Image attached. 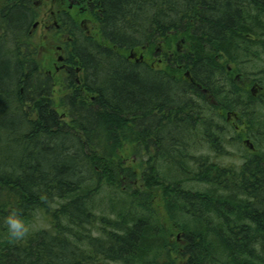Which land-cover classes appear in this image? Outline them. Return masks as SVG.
<instances>
[{"label": "trees", "instance_id": "obj_1", "mask_svg": "<svg viewBox=\"0 0 264 264\" xmlns=\"http://www.w3.org/2000/svg\"><path fill=\"white\" fill-rule=\"evenodd\" d=\"M41 1L0 0V264H264V0H79L96 32L60 21L82 73L58 101L31 37ZM178 40L160 68L142 54Z\"/></svg>", "mask_w": 264, "mask_h": 264}, {"label": "rangeland", "instance_id": "obj_2", "mask_svg": "<svg viewBox=\"0 0 264 264\" xmlns=\"http://www.w3.org/2000/svg\"><path fill=\"white\" fill-rule=\"evenodd\" d=\"M68 3L64 0H43L40 2V6L38 7V16L36 19V26L33 29L32 32V39L34 40L35 44L37 45L36 47H38L39 50V56L41 58V69L43 72H46L47 70H51L52 71V61H53V56L51 53V49H53L56 44V42L59 41H63L64 39H60V37H57L56 40L49 39L45 40L44 35H46V31L44 30V25L46 24V18L50 17V12L53 11H57V10H65L67 8ZM75 12H77L76 9H74L73 11H71V13L74 15ZM89 17V15L87 16V18ZM89 19V18H88ZM44 20V22H43ZM77 20V24H80V17H76ZM81 27V26H80ZM96 24L94 22V20L91 18L88 22H87V28L89 30V34H95L96 32ZM82 28V27H81ZM82 31H84V29L82 28ZM57 30L54 29L51 32L49 31L50 34H54L56 36ZM49 35V34H48ZM179 41V40H178ZM178 41H176L175 43H173L170 47H166L163 46L162 44L155 46L156 48H160L162 51L160 52V50L158 49V51L156 52L158 55L152 56L151 58L148 57V52H144L142 53L144 55V57H146V61L151 63V65L155 66V67H162L163 66V61L166 59V57L164 56V53H168V54H173L174 51L176 50H180V52L185 53V51L188 48L189 43L186 40H183L181 46H180V42L178 44L177 47V43ZM177 48V49H176ZM167 54V55H168ZM57 55V54H56ZM132 59L138 58V56H134V57H130ZM261 62L255 63L256 65H259ZM253 64V63H252ZM255 66V65H253ZM249 71H244V72H256L257 70H259V66H256L254 68L251 69H246ZM241 72L244 76H241L240 78H238L236 80V82L240 83L241 81L245 80V78H247L246 73ZM250 76V75H248ZM255 76V75H253ZM264 78V75H261ZM252 78V76H251ZM264 82V81H263ZM68 92V89L64 88L63 83H62V76H55V82H54V88H53V96H54V100L58 101V99L63 96L64 94H66ZM242 128H240L237 131L234 130H230V132L227 135V138H231L233 136H236L237 132H239ZM246 138H243V141L241 143H239L238 145H235V143L232 142V144L234 145H228L227 146V152L228 155L224 156L223 159H221L220 161L223 164H231L234 161H237V159H235V157H237L239 155V153H249L250 150V143L251 140H249V142L245 141ZM253 147V145H251ZM201 148V147H200ZM200 150H202V153L205 154L207 153V149L205 148H201ZM210 152V151H208ZM197 153H200L197 151ZM200 153V154H202ZM211 154V153H210ZM188 188L192 189V190H196V189H203L204 185L199 184V183H192V184H188L187 185ZM46 223L45 221L42 219L41 214H37L36 213V217L34 219V221L31 223V226L34 228H38V227H43L45 226Z\"/></svg>", "mask_w": 264, "mask_h": 264}, {"label": "flooded vegetation", "instance_id": "obj_3", "mask_svg": "<svg viewBox=\"0 0 264 264\" xmlns=\"http://www.w3.org/2000/svg\"><path fill=\"white\" fill-rule=\"evenodd\" d=\"M68 3L67 8L65 10H57L55 12H50V17L46 18V24L44 25V30L46 31V35H44L45 40L54 39L56 40L57 37H60V39H64L63 41L56 42L54 45L55 47L51 49V53L53 56L52 61V71L47 70L44 72L48 77H50L55 82V76H62V83L65 88V83L70 79L75 80L77 85H80L81 82L79 80V76L81 75L82 71L79 68V66L73 64L75 62V58L73 56V52H69L68 46L70 42H73L74 37H71L70 35L64 33V32H56V36L51 32L54 29H58L60 26V21L67 18L69 21L73 20L76 17H80V24L84 29V33L89 35V30L87 28V22L90 20L87 18V5L84 3H81L79 0H64ZM74 9L77 10L75 14L73 15L71 11ZM44 22V20H43ZM35 26H33L34 29ZM49 34V35H48ZM158 51V50H157ZM162 50H160L161 52ZM57 54V55H56ZM182 57L185 58L184 53L182 52ZM185 75V74H184ZM187 78H189V74L185 75ZM241 76H244L242 73L237 72L235 73L234 79L237 80ZM190 80V79H189ZM53 82V83H54ZM240 84L242 85H248L250 84V80L248 78H245V80L241 81ZM198 85V84H197ZM252 85H259L258 82L251 83ZM199 86V85H198ZM256 92V91H255ZM226 119L236 130L240 129V126L238 125L239 118L236 114L233 112H229L226 114ZM250 148L253 147L250 145Z\"/></svg>", "mask_w": 264, "mask_h": 264}, {"label": "clouds", "instance_id": "obj_4", "mask_svg": "<svg viewBox=\"0 0 264 264\" xmlns=\"http://www.w3.org/2000/svg\"><path fill=\"white\" fill-rule=\"evenodd\" d=\"M3 222L6 226L7 236L12 241H22L31 234V227L14 207L4 217Z\"/></svg>", "mask_w": 264, "mask_h": 264}, {"label": "water", "instance_id": "obj_5", "mask_svg": "<svg viewBox=\"0 0 264 264\" xmlns=\"http://www.w3.org/2000/svg\"><path fill=\"white\" fill-rule=\"evenodd\" d=\"M36 24H37V23H35L34 26H36ZM178 49H179V48H178ZM129 56H130V57L133 56L132 52L130 53ZM140 57L142 58V55H141ZM188 74H189L188 72H185V75H188ZM251 89H252V91H255L254 87H252ZM247 142H248V141H247Z\"/></svg>", "mask_w": 264, "mask_h": 264}, {"label": "bare ground", "instance_id": "obj_6", "mask_svg": "<svg viewBox=\"0 0 264 264\" xmlns=\"http://www.w3.org/2000/svg\"><path fill=\"white\" fill-rule=\"evenodd\" d=\"M180 42V41H179ZM179 48V47H178Z\"/></svg>", "mask_w": 264, "mask_h": 264}]
</instances>
